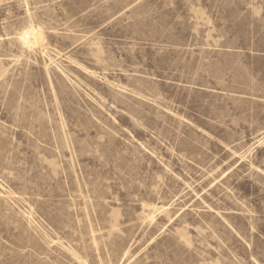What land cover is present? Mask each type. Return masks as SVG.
Returning <instances> with one entry per match:
<instances>
[{"label": "rangeland", "instance_id": "obj_1", "mask_svg": "<svg viewBox=\"0 0 264 264\" xmlns=\"http://www.w3.org/2000/svg\"><path fill=\"white\" fill-rule=\"evenodd\" d=\"M0 264H264V0H0Z\"/></svg>", "mask_w": 264, "mask_h": 264}]
</instances>
